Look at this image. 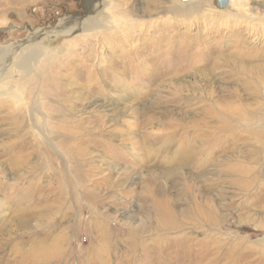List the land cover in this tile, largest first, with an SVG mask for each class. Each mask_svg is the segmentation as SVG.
I'll return each instance as SVG.
<instances>
[{
    "label": "rangeland",
    "instance_id": "rangeland-1",
    "mask_svg": "<svg viewBox=\"0 0 264 264\" xmlns=\"http://www.w3.org/2000/svg\"><path fill=\"white\" fill-rule=\"evenodd\" d=\"M207 1L0 0V264H264V0Z\"/></svg>",
    "mask_w": 264,
    "mask_h": 264
},
{
    "label": "bare ground",
    "instance_id": "bare-ground-1",
    "mask_svg": "<svg viewBox=\"0 0 264 264\" xmlns=\"http://www.w3.org/2000/svg\"><path fill=\"white\" fill-rule=\"evenodd\" d=\"M209 2L210 0L207 1V5L209 6ZM198 8H191L188 9L189 13H192L194 11H196ZM100 21V20H99ZM103 21V20H102ZM82 25V30L86 31V30H90V29H96L99 26L98 21L93 17V18H89L83 21ZM102 27V26H101Z\"/></svg>",
    "mask_w": 264,
    "mask_h": 264
},
{
    "label": "water",
    "instance_id": "water-1",
    "mask_svg": "<svg viewBox=\"0 0 264 264\" xmlns=\"http://www.w3.org/2000/svg\"><path fill=\"white\" fill-rule=\"evenodd\" d=\"M229 0H216L217 2V6L219 8H224L226 6V4L228 3Z\"/></svg>",
    "mask_w": 264,
    "mask_h": 264
}]
</instances>
